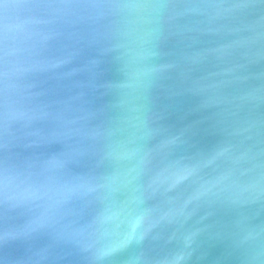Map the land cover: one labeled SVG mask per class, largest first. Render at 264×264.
<instances>
[{"label": "clouds", "instance_id": "obj_1", "mask_svg": "<svg viewBox=\"0 0 264 264\" xmlns=\"http://www.w3.org/2000/svg\"><path fill=\"white\" fill-rule=\"evenodd\" d=\"M258 3L264 4V0ZM182 4L181 0H73L62 6L104 11L96 17L94 25L69 36L62 32L32 31L30 25L48 22L21 21L19 12L27 7L4 6L0 14V103L6 120L14 107L13 94L20 87L21 77L42 76L69 63V60L43 58L34 59L28 67L21 68L14 58L24 53L29 56L50 53L59 41L67 40L73 49L70 60L79 64L69 75L85 77L78 85L79 99L89 115L98 118L103 125L123 122L135 128L138 122L143 129L141 135L133 134L122 143L124 150L116 151L111 159L109 152L113 149L106 146L96 151L85 150L84 159L69 162L70 172L83 173L85 170L93 172L99 166L111 171L115 161L124 180L111 188L107 203L76 192L57 206L46 227L30 235L31 239L43 240L44 244L43 251L34 253L28 264H65L66 260L58 259V251L62 249L81 257L83 264H107L110 258L129 249L137 251L125 264H191L199 246L197 238L206 232L198 227L204 221H211L212 226L221 229L208 239L227 240L230 247L241 254L242 264H264V231L251 227L244 212L249 204L264 205V175L246 184L235 178L241 162L264 156V121L242 116L238 105L231 114L232 122L227 123L215 110L216 106L209 103L203 85L207 77L200 73L213 60L223 62L215 53L228 46L204 47L203 38L217 36L215 32H199L184 38L185 30L174 27L175 17L171 14V10ZM203 6L243 10L257 4L249 0L248 3ZM175 49H179L178 54ZM108 71H114L117 78L105 79ZM161 96L168 99L198 97L197 110L212 113L207 117L210 130L221 138L216 146L210 151L174 158L178 150L188 145L192 128L173 131L165 123L167 108L157 103ZM241 129L254 140L243 157L236 154ZM161 150H165L168 157L162 170L154 163ZM134 157H138L136 163L121 172L124 163ZM220 157H227L231 167L218 178L200 175L202 168ZM240 175L246 172L241 171ZM113 208L118 215V226L99 248L85 247L69 239L66 225L57 228L60 221L67 220L69 213L90 218ZM13 211L9 207L0 221L7 232L6 224ZM13 240L0 243V248ZM146 242L159 249L156 255L145 249ZM105 249L114 254L104 256ZM0 264L17 262L0 258Z\"/></svg>", "mask_w": 264, "mask_h": 264}, {"label": "water", "instance_id": "obj_2", "mask_svg": "<svg viewBox=\"0 0 264 264\" xmlns=\"http://www.w3.org/2000/svg\"><path fill=\"white\" fill-rule=\"evenodd\" d=\"M234 2L235 0H191L190 3H183L182 6L171 10V14L175 17L173 25L178 30H185L184 38L197 35L199 32L218 33L217 36L203 38L204 47L228 46L215 53L216 56L223 58V62L218 63L213 60L205 65L200 73L207 77L203 81L207 89L206 97L210 104L216 106L215 110L221 113V118L231 123V114L240 105L242 116L264 121V4L253 0L257 6L243 10L203 6L215 3L228 5ZM62 5V0H44L39 7L20 10L19 19L48 22L30 25L32 31L43 34L62 32L65 36H69L78 34L86 26L94 25L96 17L104 11L70 9ZM20 26L23 28L24 24ZM72 51L71 44L67 40H61L57 43L56 49L50 53L40 56H29L24 53L14 58L18 59L21 68L28 67L34 59L69 60V63L52 73L21 77L18 81L20 87L13 94L15 104L9 113L10 130L6 139L10 145L9 155L16 158L13 163L18 167L19 178L13 179L8 184L5 196L19 206L10 213L6 227L10 233L18 234V238L4 248H0V258L17 264H28L34 253L43 251V240H33L22 233L30 224L38 221L45 210L52 205V199L48 196L33 200L25 198L26 188L30 183L43 185L48 177L61 175L45 167L47 160L53 156H63L64 153L73 150L96 151L106 146L119 152L124 150L121 148L122 143L127 142L133 134L139 136L143 133L138 122L135 128L131 123L121 122L115 125L105 123L102 129L104 135L95 139L90 138L89 134L101 125V121L91 117L81 104L79 99L81 89L78 85L85 77L82 74L69 75L73 68L79 66L78 62L70 60ZM174 51L179 53V49ZM241 65L243 67L239 68L238 66ZM228 69L233 71L229 72ZM104 78L112 80L116 79L117 75L114 71H108ZM240 97L246 99L241 100ZM102 102L98 101V103ZM157 103L167 108L165 123L173 131L192 128L188 145L178 150L174 158L193 155L198 151H210L221 139L210 130L207 117L212 113L197 110L198 97L182 96L168 99L161 96ZM13 112H25L29 118L23 122H12ZM249 135L244 129L239 131L240 145L236 152L238 156L243 157L247 148L254 143ZM137 159L138 157H134L132 161L125 162L121 172L127 171ZM167 159L166 151L161 150L154 163L162 170ZM114 165L111 171L105 170L104 166L97 167L93 172L85 170L84 186L78 193L97 197L98 202L107 203L111 188L124 180V176H120L118 163L114 161ZM71 167L69 163L68 169ZM229 167L231 165L228 158L220 157L208 167L202 168L200 175L206 178H218ZM241 171L246 172V175L241 176ZM261 175H264V156L241 162L235 178L246 184ZM244 212L249 217L251 227L264 231V205L249 204L244 208ZM210 222L204 221L198 225L206 229V232L197 238L199 246L195 249L191 264H242L241 254L234 251L227 240L208 239L221 231ZM118 223V215L113 208L92 215L90 218L69 213L67 220L60 221L57 228L66 225L68 228L66 235L69 239L95 249L101 247L110 238L111 230L115 229ZM73 229L77 230L73 231ZM145 249L151 255H156L159 251L150 242H146ZM136 251L129 249L120 253L110 258L107 264H125ZM58 259L66 260L65 264H83L81 257L72 255L70 250L66 249L58 251Z\"/></svg>", "mask_w": 264, "mask_h": 264}, {"label": "snow or ice", "instance_id": "obj_3", "mask_svg": "<svg viewBox=\"0 0 264 264\" xmlns=\"http://www.w3.org/2000/svg\"><path fill=\"white\" fill-rule=\"evenodd\" d=\"M73 0H62L63 4L71 3ZM183 3H190L191 0H181ZM249 0H235V3H248ZM44 3V0H0V14L5 5H16L20 7H39ZM0 100H2V84H0ZM28 114L25 112L11 113L12 122H23L27 120ZM104 125L101 124L97 129L90 133V138H96L104 135L102 131ZM10 130L9 116L5 119L3 105L0 103V221L3 220L9 207L12 209L18 207V204L12 203L6 196L5 192L8 184L13 180L19 178V171L17 165L13 163L16 159L9 155L10 145L7 142V136ZM116 155L113 149L109 152V159ZM64 157H67L65 159ZM85 157L83 151L73 150L66 152L63 156H53L46 162L45 167L54 170L61 175L50 176L43 185L29 184L26 188V199H41L48 196L52 199V205L45 210V213L38 220L30 224L22 233L24 236H30L36 232L41 231L52 219L54 209L64 203V201L71 195L78 192L84 186L85 175L78 172H70L68 170L69 162L82 160ZM18 234L5 231L2 224H0V243L7 239H16ZM114 254L111 250L105 249L104 256Z\"/></svg>", "mask_w": 264, "mask_h": 264}]
</instances>
